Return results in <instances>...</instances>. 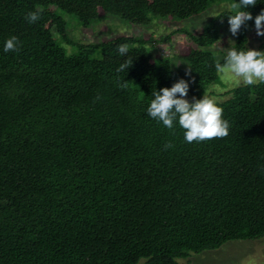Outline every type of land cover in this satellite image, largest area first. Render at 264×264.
<instances>
[{
  "label": "trees",
  "instance_id": "16d2710c",
  "mask_svg": "<svg viewBox=\"0 0 264 264\" xmlns=\"http://www.w3.org/2000/svg\"><path fill=\"white\" fill-rule=\"evenodd\" d=\"M221 2L239 0H0V264H179L264 238V83L216 102L230 125L224 138L188 143L178 121L170 130L147 114L153 91L181 78L190 102L219 81L208 48L233 10L159 40L122 35L74 54L61 45H74L63 15L84 29L102 15L148 27ZM34 10L41 18L30 24ZM245 10L253 20L234 36L238 50L249 48L264 0ZM177 35L188 41L176 56L190 76L148 47ZM11 36L19 51L6 53Z\"/></svg>",
  "mask_w": 264,
  "mask_h": 264
},
{
  "label": "clouds",
  "instance_id": "9594fccd",
  "mask_svg": "<svg viewBox=\"0 0 264 264\" xmlns=\"http://www.w3.org/2000/svg\"><path fill=\"white\" fill-rule=\"evenodd\" d=\"M257 0H239L233 3L232 14L228 15L229 31L232 36H237L248 21L253 20V16L245 9L255 6ZM41 18V11L34 10L27 13L25 19L31 24L36 23ZM255 30L258 36H264V10L255 16ZM231 45L234 42L230 41ZM19 38L11 36L4 44V52L19 51ZM117 51L121 56H126L129 48L127 44L117 46ZM132 60H126L116 69L117 73L127 70L132 65ZM217 74L231 73L237 78H241L246 86L254 85L257 82L264 83V51L247 48L238 50L236 47H229L224 63H215ZM191 67L186 71V75H191ZM194 82V78H193ZM121 88H127L128 82H118ZM189 82L183 78L173 84L171 88L164 87L159 91H153L154 97L147 108V114L162 122L168 128H174V122L178 121L179 126L184 130V140L188 143L202 142L214 138H224L229 134V122L222 118L223 109L219 107L206 92L203 98H192L190 102L186 97L189 93ZM101 99L98 94L96 100ZM174 147L171 142L165 144V150Z\"/></svg>",
  "mask_w": 264,
  "mask_h": 264
},
{
  "label": "rangeland",
  "instance_id": "374dc122",
  "mask_svg": "<svg viewBox=\"0 0 264 264\" xmlns=\"http://www.w3.org/2000/svg\"><path fill=\"white\" fill-rule=\"evenodd\" d=\"M224 10H232L229 2H221L213 5L202 15L189 20L173 22L169 19H157L148 27L128 23L117 17L112 18L102 15L99 18V22L92 25L89 29L79 27L73 17L63 15L65 20L68 21V34L74 45H67L66 43H61V45L66 49L68 54H74L78 52V45H87L90 43L99 44L102 40L112 39L122 35L134 38L152 35L156 40H159L168 36L177 28H184L190 31L198 30L201 26L206 25L210 18ZM218 28L221 33L220 40L213 48H208V50H214L217 53L218 61L222 62L227 55L228 48L234 45L230 43V41L234 42V36L229 31L230 25L220 21ZM248 35L249 48L264 51V49H260L264 43V36H258L255 27L248 29ZM187 42L186 38L177 35L171 42L156 43L148 47L156 58L170 57L172 68L181 70L188 68V62L176 56L178 45ZM93 57L100 58V52L97 51ZM243 85L242 79L235 77L231 73L219 74V81L211 84L206 93L214 98L216 102L224 101L229 98L231 90ZM179 264H264V238L251 241H232L216 250L192 254L187 259L179 260Z\"/></svg>",
  "mask_w": 264,
  "mask_h": 264
}]
</instances>
